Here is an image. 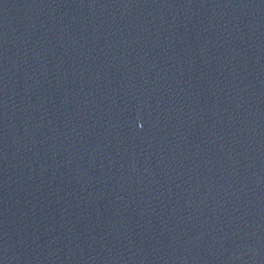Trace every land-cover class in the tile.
I'll return each instance as SVG.
<instances>
[{"label":"water","instance_id":"95a60500","mask_svg":"<svg viewBox=\"0 0 264 264\" xmlns=\"http://www.w3.org/2000/svg\"><path fill=\"white\" fill-rule=\"evenodd\" d=\"M0 264H264V0H0Z\"/></svg>","mask_w":264,"mask_h":264}]
</instances>
